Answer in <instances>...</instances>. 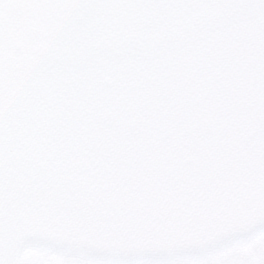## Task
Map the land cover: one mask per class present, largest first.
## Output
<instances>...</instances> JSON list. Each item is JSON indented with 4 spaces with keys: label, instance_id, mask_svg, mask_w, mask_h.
<instances>
[{
    "label": "water",
    "instance_id": "95a60500",
    "mask_svg": "<svg viewBox=\"0 0 264 264\" xmlns=\"http://www.w3.org/2000/svg\"><path fill=\"white\" fill-rule=\"evenodd\" d=\"M261 233L264 0H0V264Z\"/></svg>",
    "mask_w": 264,
    "mask_h": 264
},
{
    "label": "rangeland",
    "instance_id": "374dc122",
    "mask_svg": "<svg viewBox=\"0 0 264 264\" xmlns=\"http://www.w3.org/2000/svg\"><path fill=\"white\" fill-rule=\"evenodd\" d=\"M229 259V260H227ZM60 258L50 257L47 254L26 250L22 256L20 264H59ZM91 264V263H86ZM107 264V263H103ZM151 264V263H143ZM157 264V263H156ZM159 264V263H158ZM160 264H264V236L254 240L248 246H233L218 250L199 259L177 261L173 260Z\"/></svg>",
    "mask_w": 264,
    "mask_h": 264
},
{
    "label": "flooded vegetation",
    "instance_id": "af4514ba",
    "mask_svg": "<svg viewBox=\"0 0 264 264\" xmlns=\"http://www.w3.org/2000/svg\"><path fill=\"white\" fill-rule=\"evenodd\" d=\"M263 236H264V233H262V234H260V235L253 236V237H251V238H249V239H247V240H245V241H243V242H236V243H233V244L227 246L226 248H231V247H233V246H239V247H242V246H248V245H250L251 243H253L254 240L259 239V237H263ZM224 249H225V248H224ZM29 250H32V249H29ZM25 251H26V250H25ZM25 251H23L22 254H23ZM32 251L40 252V253H42V254H47V255L50 256V257H58V258H60V263H59V264H63V262H64L66 259H68V258H72V259H80V258H78V257H67V256H64V255L52 254V253H48V252L41 251V250H32ZM22 254L20 255V258H19V262H18V264H20ZM210 255H211V254H210ZM213 255H214V253H213ZM204 257H205V256H204ZM200 258H201V257H200ZM197 259H199V258H197ZM186 260H189V259H181V260H177V261H186ZM190 260H191V261H192V260L194 261V258H190ZM227 260H229V259H227ZM86 263H91V264H103V263H107V264H120V263H112V262H97V261H90V260L82 259V264H86ZM158 263L160 264L161 262H158ZM158 263H157V264H158ZM142 264H143V263H142ZM154 264H156V263H154Z\"/></svg>",
    "mask_w": 264,
    "mask_h": 264
}]
</instances>
